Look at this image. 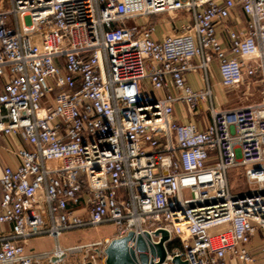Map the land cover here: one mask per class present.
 <instances>
[{
    "label": "built area",
    "instance_id": "obj_1",
    "mask_svg": "<svg viewBox=\"0 0 264 264\" xmlns=\"http://www.w3.org/2000/svg\"><path fill=\"white\" fill-rule=\"evenodd\" d=\"M152 17L182 24L155 40ZM214 62L222 88L257 84L262 100L219 107ZM108 226L89 245L27 248ZM159 229L161 264H264V0H0V264L83 249L105 262L113 239Z\"/></svg>",
    "mask_w": 264,
    "mask_h": 264
},
{
    "label": "rangeland",
    "instance_id": "obj_2",
    "mask_svg": "<svg viewBox=\"0 0 264 264\" xmlns=\"http://www.w3.org/2000/svg\"><path fill=\"white\" fill-rule=\"evenodd\" d=\"M179 18H182V16L179 15ZM158 20V17H152V23L156 24L158 23ZM138 22L141 25L145 24V21L143 19H139ZM156 27L157 33L164 32L168 29V23L166 21H163L158 23ZM222 90L224 92L225 98V104L223 105V107L225 108L250 106L257 104L262 100L261 89L258 87L257 84L253 85L250 90L246 88V85H241L234 89L222 88ZM220 104L222 105V103ZM187 114L185 115L188 116ZM231 175V187L233 192H245L247 190V186L244 182L243 177L240 176L237 171L232 172ZM6 227L7 230H10L9 225H7ZM112 233L114 235V229L110 226L92 228L86 231H80L77 233L75 232V234L79 236L77 241H73L77 237V235L73 233L69 235L66 239L61 240V243L60 241L57 242L65 248L69 246H84L100 242L104 235H109ZM113 235H111L110 237H112ZM93 254L94 252L88 251L87 249H83L81 251H72L70 253H67L64 264H94V261L91 259ZM95 264H105V262H103L102 258H97Z\"/></svg>",
    "mask_w": 264,
    "mask_h": 264
},
{
    "label": "crops",
    "instance_id": "obj_3",
    "mask_svg": "<svg viewBox=\"0 0 264 264\" xmlns=\"http://www.w3.org/2000/svg\"><path fill=\"white\" fill-rule=\"evenodd\" d=\"M246 19L247 18L242 13V11L240 9H237L233 11L232 13L231 20L228 23L229 27L234 28V29H240L245 25ZM163 21H166L168 23V29L164 32L157 33V27H156V32L154 34L155 40H161L164 35L172 33L175 30L176 26H180L182 24V21L177 17L172 18V20L170 19V22L169 20H162V21H159L158 23L163 22ZM187 80H188V84L195 90L203 89L206 86V81H205L203 72L188 74ZM211 82H212L213 92L215 94L217 104L219 107H223V105L225 104V98H224V92L221 88V75H220L218 66L215 62L211 64ZM173 92L175 93V90ZM220 103H222V105ZM186 112L187 110H186L185 105L183 103H177L175 106V119L179 123H189V122L194 121V119H192V117H190L189 114H187ZM185 114H187L188 116H186ZM1 156L3 157V161L5 163H9V161L12 160V159H8L4 154H2ZM77 232H80V231H77ZM73 233L75 234V232H71V233H67L64 236H62V238L59 240L60 243H61V240L66 239L69 235ZM111 235H113V233L109 235H104L101 241L105 238L110 237ZM78 238L79 236L77 235V237L73 241H77ZM56 242L57 240L50 238V237L37 238V239L31 240L28 243L27 248L29 251H34L37 253L48 252L54 249L53 247H55V245H57L58 243ZM256 242H259V238L256 239Z\"/></svg>",
    "mask_w": 264,
    "mask_h": 264
},
{
    "label": "water",
    "instance_id": "obj_4",
    "mask_svg": "<svg viewBox=\"0 0 264 264\" xmlns=\"http://www.w3.org/2000/svg\"><path fill=\"white\" fill-rule=\"evenodd\" d=\"M153 236L160 238L159 241L154 242ZM169 238V233L163 229L156 230L152 235L149 232L138 235L129 232L126 236L111 241L105 249V264H155L156 259L159 260L158 264H161L167 259L165 244ZM173 264H188V262L176 256Z\"/></svg>",
    "mask_w": 264,
    "mask_h": 264
},
{
    "label": "trees",
    "instance_id": "obj_5",
    "mask_svg": "<svg viewBox=\"0 0 264 264\" xmlns=\"http://www.w3.org/2000/svg\"><path fill=\"white\" fill-rule=\"evenodd\" d=\"M178 245H180V241L177 240V241H175V243H173L171 246H173V247L175 246V247H176V246H178Z\"/></svg>",
    "mask_w": 264,
    "mask_h": 264
}]
</instances>
